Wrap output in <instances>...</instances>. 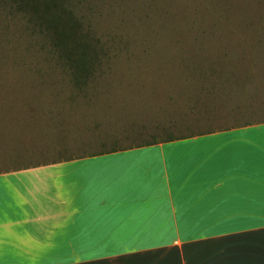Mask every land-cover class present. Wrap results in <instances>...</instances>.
<instances>
[{
	"label": "rangeland",
	"instance_id": "374dc122",
	"mask_svg": "<svg viewBox=\"0 0 264 264\" xmlns=\"http://www.w3.org/2000/svg\"><path fill=\"white\" fill-rule=\"evenodd\" d=\"M66 8L61 37L0 0V173L264 117V0ZM76 51L93 64L80 87Z\"/></svg>",
	"mask_w": 264,
	"mask_h": 264
},
{
	"label": "crops",
	"instance_id": "0c3cea01",
	"mask_svg": "<svg viewBox=\"0 0 264 264\" xmlns=\"http://www.w3.org/2000/svg\"><path fill=\"white\" fill-rule=\"evenodd\" d=\"M0 264H264V117L0 173Z\"/></svg>",
	"mask_w": 264,
	"mask_h": 264
},
{
	"label": "trees",
	"instance_id": "16d2710c",
	"mask_svg": "<svg viewBox=\"0 0 264 264\" xmlns=\"http://www.w3.org/2000/svg\"><path fill=\"white\" fill-rule=\"evenodd\" d=\"M10 6L16 12H22L42 22L44 28L49 33L57 36L66 37L69 32H73L74 27H67L66 20L70 19L71 10L66 8L68 0H8ZM67 1V2H66ZM77 52V53H76ZM73 52L71 57L66 58L65 68L72 77L74 85L80 87L84 85V80L89 76L93 69V64L88 61L82 51ZM74 56V58H73ZM149 143V142H148ZM147 144V143H142ZM130 148V147H128ZM125 147H112L106 151H119Z\"/></svg>",
	"mask_w": 264,
	"mask_h": 264
}]
</instances>
